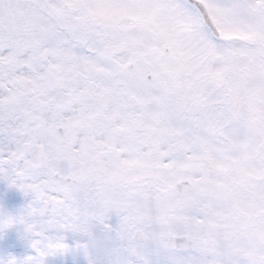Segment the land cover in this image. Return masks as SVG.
I'll return each instance as SVG.
<instances>
[{
	"label": "snow or ice",
	"instance_id": "snow-or-ice-1",
	"mask_svg": "<svg viewBox=\"0 0 264 264\" xmlns=\"http://www.w3.org/2000/svg\"><path fill=\"white\" fill-rule=\"evenodd\" d=\"M0 181V264H264V0H0Z\"/></svg>",
	"mask_w": 264,
	"mask_h": 264
},
{
	"label": "rangeland",
	"instance_id": "rangeland-1",
	"mask_svg": "<svg viewBox=\"0 0 264 264\" xmlns=\"http://www.w3.org/2000/svg\"><path fill=\"white\" fill-rule=\"evenodd\" d=\"M27 200L28 198L21 191L9 188L6 182L0 181V209L6 213L15 214L27 203ZM113 222H115V217ZM68 242L74 244L71 236H69ZM30 254H33V250L29 241L23 238V226L17 225L4 233H0V257L13 255L22 258ZM47 264H88V261L82 254H69L49 257Z\"/></svg>",
	"mask_w": 264,
	"mask_h": 264
}]
</instances>
